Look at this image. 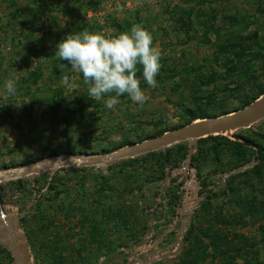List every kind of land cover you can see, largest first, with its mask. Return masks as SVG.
Masks as SVG:
<instances>
[{"label":"rangeland","instance_id":"obj_1","mask_svg":"<svg viewBox=\"0 0 264 264\" xmlns=\"http://www.w3.org/2000/svg\"><path fill=\"white\" fill-rule=\"evenodd\" d=\"M137 23L162 53L157 86L141 70L147 99L125 94L108 109V96L88 97L82 74L56 57L57 45L84 29L114 37ZM263 97L264 0H0V170L104 156ZM213 137L9 175L0 180L1 237L27 264H264V162L254 158L264 117ZM11 263L0 241V264Z\"/></svg>","mask_w":264,"mask_h":264},{"label":"clouds","instance_id":"obj_2","mask_svg":"<svg viewBox=\"0 0 264 264\" xmlns=\"http://www.w3.org/2000/svg\"><path fill=\"white\" fill-rule=\"evenodd\" d=\"M117 11H123L119 4ZM57 49L56 57L82 74L84 83L89 85L88 97L101 100L108 96L104 101L108 109H113L119 103L118 98L125 94L133 102L143 103L147 98L137 78L138 72L142 70L144 81L155 88L162 68V53L154 46L152 33L139 23L114 37L84 29L67 35ZM66 66L60 63L58 68L63 72ZM68 79L63 76L64 82ZM5 87L9 94H16L13 81H7Z\"/></svg>","mask_w":264,"mask_h":264},{"label":"water","instance_id":"obj_3","mask_svg":"<svg viewBox=\"0 0 264 264\" xmlns=\"http://www.w3.org/2000/svg\"><path fill=\"white\" fill-rule=\"evenodd\" d=\"M262 117H264V97L253 102L251 105L244 109L226 114L215 119H196L182 128L168 131L155 139L144 141L139 144H134L130 147L122 148L111 154H107L104 156H56L54 158L42 160L36 163L0 170V179L3 180L4 176H8L10 174H12L14 178H20L28 176L30 174L44 172L61 167L112 164L113 162L122 158H131L143 153L157 151L177 142H182L189 139L205 138L208 136L218 135L226 131L247 127ZM189 154H191V152H189ZM7 231L8 233L11 232V228L7 227ZM0 234V241L2 245L6 247V249L12 256L11 264H27V260L29 259V257H21L18 249L14 247L15 244H13V241L10 240L9 242L8 240L2 238L1 236L4 235L2 230L0 231Z\"/></svg>","mask_w":264,"mask_h":264},{"label":"trees","instance_id":"obj_4","mask_svg":"<svg viewBox=\"0 0 264 264\" xmlns=\"http://www.w3.org/2000/svg\"><path fill=\"white\" fill-rule=\"evenodd\" d=\"M197 118L198 117H195V116L190 117V121L192 122L193 120H195ZM211 138H214V137L208 136V137L202 138L201 141L211 139ZM254 158L258 163H263L264 162V149L258 147L257 151L254 152Z\"/></svg>","mask_w":264,"mask_h":264},{"label":"bare ground","instance_id":"obj_5","mask_svg":"<svg viewBox=\"0 0 264 264\" xmlns=\"http://www.w3.org/2000/svg\"><path fill=\"white\" fill-rule=\"evenodd\" d=\"M197 123V122H196ZM12 174H10V176H11ZM9 178V175L8 176H4V178H3V180L4 179H8ZM0 180H2V179H0ZM10 242V241H9ZM13 244H15V242L13 241ZM14 247L16 248V249H18L17 247H16V244L14 245ZM18 251H19V249H18ZM20 253V255H21V252H19ZM22 257V256H21Z\"/></svg>","mask_w":264,"mask_h":264},{"label":"crops","instance_id":"obj_6","mask_svg":"<svg viewBox=\"0 0 264 264\" xmlns=\"http://www.w3.org/2000/svg\"><path fill=\"white\" fill-rule=\"evenodd\" d=\"M101 258H103V257H101Z\"/></svg>","mask_w":264,"mask_h":264}]
</instances>
